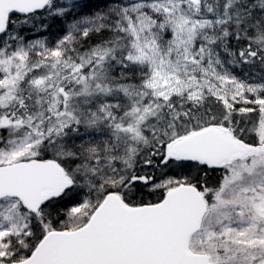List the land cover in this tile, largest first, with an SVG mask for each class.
<instances>
[{
  "label": "snow or ice",
  "instance_id": "obj_1",
  "mask_svg": "<svg viewBox=\"0 0 264 264\" xmlns=\"http://www.w3.org/2000/svg\"><path fill=\"white\" fill-rule=\"evenodd\" d=\"M0 264H264V0H0Z\"/></svg>",
  "mask_w": 264,
  "mask_h": 264
}]
</instances>
